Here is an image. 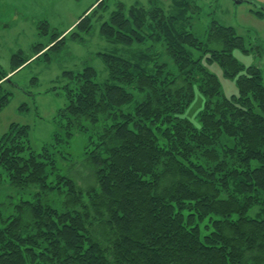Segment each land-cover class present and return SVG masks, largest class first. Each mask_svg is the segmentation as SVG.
<instances>
[{
	"label": "trees",
	"instance_id": "obj_1",
	"mask_svg": "<svg viewBox=\"0 0 264 264\" xmlns=\"http://www.w3.org/2000/svg\"><path fill=\"white\" fill-rule=\"evenodd\" d=\"M196 1L171 0L168 15L158 0L119 4L100 28L115 46L98 54L106 79L92 66L65 73V105L40 152L30 126L0 138V173L34 193L0 217V264H264V72L234 58L246 51L235 28L214 21L205 40L192 33ZM105 2L31 56H13L11 71L0 72V110L8 76L68 36L83 42ZM40 29L50 33L47 22ZM205 57L236 78L238 95L222 96ZM196 90L207 99L200 128L183 116ZM87 125L102 126L85 146L95 184L84 189L58 173V160Z\"/></svg>",
	"mask_w": 264,
	"mask_h": 264
},
{
	"label": "rangeland",
	"instance_id": "obj_2",
	"mask_svg": "<svg viewBox=\"0 0 264 264\" xmlns=\"http://www.w3.org/2000/svg\"><path fill=\"white\" fill-rule=\"evenodd\" d=\"M98 1L0 0V72H10L14 55L23 52L24 56H31L33 46L46 44L53 32L72 31L79 19L92 6L96 4L93 9L97 7ZM241 1L238 4L235 0H197L199 8L191 13V31L199 39L205 40L207 31L214 21L235 28L238 35L244 39L246 51L235 49L234 58L245 69L254 66L264 72V0ZM136 2L146 8H150L151 5V0H106L92 16L91 32L81 34L83 42L75 41L68 36L59 49L52 50L45 56L35 57L20 70L9 75V81L2 85V90L9 93V98L0 110V138L10 131L14 124L30 126L32 147L40 152L43 145L51 140L52 133L57 130L55 116L65 105L64 86L67 84L65 73H77L86 66H92L98 72V81H104L107 71L98 54L112 52L115 46L102 38L101 25L110 19L119 4L130 7ZM158 3L167 15L171 14V0H158ZM258 12L262 14L259 15ZM43 22L49 24L48 35L40 34L43 28L42 26L40 29V24ZM75 32L77 31L74 30L72 33ZM207 57L203 63L219 79L222 96L232 98L238 95L236 78L227 77L223 67L218 63H208ZM206 100L205 96L196 90L194 101L183 115L197 128L201 127L200 114L205 108ZM216 100L218 99H214ZM132 106L125 107V110ZM87 126L88 132H76L70 148L64 150L65 156L58 160V173L73 178L84 189L95 182L89 176L83 153L89 137L96 138L102 125ZM2 175L5 173H0V179ZM1 182L0 217L6 219L15 213V208L21 201L31 198L34 193L14 189L5 176ZM259 212V208L256 207L249 215L258 218Z\"/></svg>",
	"mask_w": 264,
	"mask_h": 264
},
{
	"label": "water",
	"instance_id": "obj_3",
	"mask_svg": "<svg viewBox=\"0 0 264 264\" xmlns=\"http://www.w3.org/2000/svg\"><path fill=\"white\" fill-rule=\"evenodd\" d=\"M236 3L240 4L242 1L241 0H235Z\"/></svg>",
	"mask_w": 264,
	"mask_h": 264
}]
</instances>
